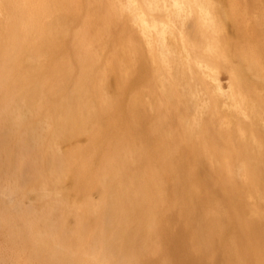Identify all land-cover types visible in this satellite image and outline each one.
Wrapping results in <instances>:
<instances>
[{"label":"bare ground","instance_id":"1","mask_svg":"<svg viewBox=\"0 0 264 264\" xmlns=\"http://www.w3.org/2000/svg\"><path fill=\"white\" fill-rule=\"evenodd\" d=\"M0 264H264V0H0Z\"/></svg>","mask_w":264,"mask_h":264},{"label":"rangeland","instance_id":"2","mask_svg":"<svg viewBox=\"0 0 264 264\" xmlns=\"http://www.w3.org/2000/svg\"><path fill=\"white\" fill-rule=\"evenodd\" d=\"M230 24V23H229ZM228 29H229V31H232L233 29H234V25H231L230 24V26H228ZM224 77V76H223Z\"/></svg>","mask_w":264,"mask_h":264}]
</instances>
